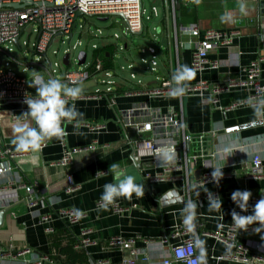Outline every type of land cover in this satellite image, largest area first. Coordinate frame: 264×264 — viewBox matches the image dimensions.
I'll use <instances>...</instances> for the list:
<instances>
[{
  "label": "crops",
  "instance_id": "obj_1",
  "mask_svg": "<svg viewBox=\"0 0 264 264\" xmlns=\"http://www.w3.org/2000/svg\"><path fill=\"white\" fill-rule=\"evenodd\" d=\"M176 2L174 21L177 25L193 24L202 31L237 30L241 34L234 39L230 48L210 54L209 59L219 62L217 70L195 72L190 68V46L184 45L177 49L174 43L172 18L169 17L168 20L162 18L161 24L157 27L158 34L166 40V48L177 51L178 71L184 68L191 70L185 73L186 78L180 80V84L190 87L199 81L213 85H225L230 80L235 81L228 92L217 97L216 108L201 107L198 98L194 96L183 99L185 131L192 136L201 134L204 136L201 144L193 141L188 146L189 156H195L196 159L187 162L186 167L172 161L166 162L161 156L141 154L135 157L128 141H133L138 136L130 128L125 135L120 128L119 120L125 122L122 114L133 108L139 109L140 117L132 119L131 124L147 122L145 114L149 111L156 112L158 118H162L177 106V99L174 97L149 99L144 95L138 97L116 95L110 98L109 102L104 98L78 101L75 107L82 115L62 125L65 139L62 140L61 137L45 139L42 142L44 146L39 152H18L13 142L16 133L13 131L14 123L11 117H18L25 112L27 105L0 104V139L13 153L23 154L11 161L13 172L11 176H6L5 180L12 178L15 185L37 184L40 201L39 207L35 210L23 204L10 205L6 209L8 212L0 226V247H10L15 252L28 248L33 250L34 255H46L57 264H62L65 263L64 255L50 249L45 228H52L55 234L60 236H65L61 232L67 229L77 243L81 233L88 232L91 245L79 250L73 247L75 252L83 251L88 259L87 264H98L100 261L119 264L131 259L130 249L138 251L134 264H159L170 249L180 242L173 236L180 221L184 219L182 210L187 201L191 200L197 204L194 223L200 233L223 234L230 225L235 224L231 215L233 211L248 215L251 213V207L264 197V178L249 177V164L253 156L260 158L264 170V126L259 124L264 121V117L256 115L255 106L242 105L229 112L223 110L246 98L250 92L244 86L247 81L246 70L258 58L264 57V0H194L191 17H181L178 13L180 1ZM181 3L188 4L187 0H181ZM104 45L105 43H102L99 46L103 48ZM108 49L111 50L110 47H105L102 51L108 52ZM80 53L84 54L82 64L77 60ZM167 53L168 50L162 60L160 72L170 79L172 72ZM104 56L106 59L109 58L107 54ZM63 58L60 64L67 71V67L71 65L75 68L82 67L87 55L81 51L73 57L68 56L67 65L62 63ZM259 68L260 85L264 86V63H261ZM147 82L151 83L152 79L148 77ZM83 83L77 85L82 89L81 94L98 91L92 84ZM24 120L30 125L33 124L28 118ZM85 122L103 123L104 127L100 132L93 133L81 126ZM230 128L237 129L230 133L225 132ZM155 135L156 132L142 137L149 139ZM66 150L80 152L71 156L68 164L61 166L60 162ZM133 158L138 162L135 163ZM206 160L214 168L224 169L229 173V177L219 180L218 185L214 182L199 186L197 183L203 171L202 163ZM113 164L125 175L134 176L135 182L144 187L143 196L137 197L133 194L122 201L118 200V203L124 204L126 208L135 206L128 209L129 212L125 214H115L110 206L105 209L100 205L103 185L117 183L110 168ZM166 166L173 168L169 173V179L156 181L145 179L146 176L153 178L160 174ZM185 172L188 173L187 181ZM68 175L72 176L76 186V191L72 194L65 193V177ZM5 180L2 179L0 183ZM206 188L209 192H216L221 198V211L208 208V201L203 200ZM234 190L251 192L248 211L241 212L231 201L230 196ZM1 207H4V203ZM69 209L82 215L78 224L69 225L55 217L46 224L39 223L42 216ZM257 227L258 224H252L244 230L238 228L237 243L240 246L248 242L264 246V233L252 232ZM114 237L134 239L135 244L131 248L104 247V243ZM66 243L67 241L63 242ZM199 245L206 264H235L216 260L219 256L232 255L235 249L233 246L201 236Z\"/></svg>",
  "mask_w": 264,
  "mask_h": 264
},
{
  "label": "built area",
  "instance_id": "obj_2",
  "mask_svg": "<svg viewBox=\"0 0 264 264\" xmlns=\"http://www.w3.org/2000/svg\"><path fill=\"white\" fill-rule=\"evenodd\" d=\"M25 0H0V56L4 55L7 61H2L0 58V104H25V99L35 94V88L29 86L32 77H20L9 69L10 63L14 62V58L1 47L6 44H14L19 48V39L25 28L29 25H34L35 40L31 45L33 57L37 61L35 63L44 70L47 78L60 80L68 86H73L72 82L79 83L93 80L98 74H102L104 79L100 85H106L105 91H97L91 94H80L76 98L66 97L70 104L82 100H95L104 98L109 102V99L116 95L125 97L147 96L149 99L155 98H170L177 99V106L171 109L162 118L156 112H147L145 114L147 122L131 124V120L139 118L138 108H133L129 112L122 114L125 122L120 123V128L127 134V129L130 128L138 137L133 141H128L132 148V154L135 157L141 154H147L152 157H159L161 153L175 152V159L172 161L175 164L186 165L195 156L190 155L189 144L193 141L202 143L204 136H192L185 131L184 128V108L182 101L185 98L196 97L199 104L203 108L217 107V97L228 92L235 84V81L230 80L225 85L207 84L203 81L195 83L193 86L184 87V92L180 95L173 94L172 88L174 85L180 84V80L174 79V75L178 74V54L177 51H172L170 48L163 47L157 39L158 28H153L155 34H152L151 41L154 47H138L130 49L128 46V37H139L143 35V16L146 11L144 9L143 0H29L30 5L23 6L19 9L3 8L6 4L21 5ZM150 2L149 17H158L156 5H159L162 10V18L166 20L172 18V30L174 34V43L177 49L188 45L191 48L190 68L195 72H203L205 70H217L219 62L209 59L211 53L221 49L230 48L235 38L241 36L237 30L224 32L217 30H199L196 25L182 26L177 25L176 20V0H148ZM110 17H119L123 22L122 36L114 35L109 40H102V37L93 35L90 31L88 20H107ZM161 18V20H162ZM83 20L80 24L79 21ZM160 20V24H161ZM86 29L89 39H97L105 43L104 47H110L108 52L102 51L101 46L92 45L90 60L84 62L81 69L73 72L63 70L60 62H55L51 66L48 63L47 67L40 64V60H47L46 53L52 46L55 39H61L69 42L74 34L81 36ZM98 34L100 32L97 30ZM27 46V43H23ZM81 46L80 41H77L70 48L66 49L64 55L73 56L78 53V48ZM171 68V78L164 77L160 70L162 68V60L166 56ZM53 55L57 56L58 52L53 51ZM108 55V59L105 58ZM71 56V57H73ZM124 61L121 65L119 61ZM264 63V57L258 58L250 64L246 70L247 81L244 86L250 90L246 98L240 102L232 104L230 107L224 108V112H229L242 105L256 106L257 102L264 100V86L260 85V68L259 65ZM107 64V66H106ZM59 70L60 74L57 75ZM26 70V69H24ZM147 76L152 79L151 83L147 81L137 80L131 83L137 75ZM116 78L115 81L112 79ZM97 84V82H95ZM120 89V91H118ZM110 106H112L110 104ZM17 116H12L11 121L15 123ZM26 117H21L24 120ZM159 122V123H157ZM264 126V121L259 122ZM81 126L86 130L98 133L104 124L99 122H85ZM237 128H230L225 132L230 133ZM156 132L155 137L145 138V134ZM179 136V137H178ZM65 139V134L61 136ZM64 145V142L62 141ZM44 146L42 143L41 148ZM79 150L64 151L63 158L60 162L61 166L69 163L70 157L79 153ZM23 156V154H15L3 145L0 139V181L5 180L6 176H11L13 167L11 161ZM132 158V157H131ZM134 159V158H133ZM135 160V159H134ZM203 171L199 177L198 185L204 186L208 183H214L211 173L214 167L211 166L208 160L202 163ZM187 167V165H186ZM219 169V168H216ZM173 168L166 166L162 172L153 178L146 176L145 179L150 181L166 180L170 178L169 173ZM223 180L229 177V173L221 168ZM188 173L185 172L187 181ZM249 177L254 179L264 178V170L262 161L259 157L253 156L249 164ZM66 194H72L76 191V186L72 176L65 177ZM38 186L35 183L15 185L12 178L6 179L0 183V210L10 207V205L23 204L27 208L37 209L40 205L38 198ZM213 195H218L212 192ZM125 197H119L113 204L109 205L115 214L128 213V209L135 208L132 205L126 208L124 204L118 203V200H123ZM203 200L208 201L207 193L203 195ZM4 203V207L1 205ZM103 205V202L100 203ZM6 207V208H5ZM52 217L63 220L69 225L78 224L82 215L72 209L63 210L56 214H48L40 218V224H46ZM238 227L232 224L223 234L200 233L197 225L193 222L189 224L185 219L181 220L174 233L175 238L180 240L179 244L172 247L159 264H206L204 255L199 245V237H209L217 242L228 246H233L234 253L229 256H219L216 260L228 261L235 264H264V246H259L256 243L248 242L240 246L237 243L236 231ZM46 235L54 234L52 228H45ZM253 233L257 231L252 230ZM259 232L264 233V229ZM135 244L134 239H123L120 237L110 238L104 243L107 249L117 247L131 248ZM91 245L88 232H82L80 240L74 246V249H81ZM130 260L122 261L119 264H134L138 251L136 249L129 250ZM0 264H57L51 257L46 255H34L33 250L25 248L21 251H13L10 247H0ZM98 264H107L100 261Z\"/></svg>",
  "mask_w": 264,
  "mask_h": 264
},
{
  "label": "clouds",
  "instance_id": "obj_3",
  "mask_svg": "<svg viewBox=\"0 0 264 264\" xmlns=\"http://www.w3.org/2000/svg\"><path fill=\"white\" fill-rule=\"evenodd\" d=\"M188 68H184L174 75V79H185V73L190 72ZM78 82H72L73 86H68L60 80L49 78L44 79L43 76H35L29 82L30 87L35 88V94L25 99L27 110L21 113L17 121L13 125L14 144L18 152H39L41 150L42 142L45 139L54 137H61L64 133L63 124L77 119L81 113L76 109L75 104H70L66 97L76 98L81 94L82 89L75 86ZM184 85L177 84L172 88L173 94L180 95L184 92ZM255 113L257 116L264 117V100L257 102L255 106ZM21 117L30 119L33 124L30 125ZM161 157L166 162L175 159V152L165 151L161 153ZM117 183H106L103 185L101 194V201L103 207L106 209L113 204L119 197H131L135 194L137 197L144 195V187L135 182L132 175H125L115 164L110 166ZM213 181L218 185L222 178L221 168L216 169L211 173ZM208 208L210 210H220L222 200L218 195H213L206 188ZM199 194V193H198ZM251 192L248 190H234L231 193L230 199L240 209L241 212H246L249 209L248 201ZM197 204L189 200L185 203L184 219L187 223L192 224L195 220V209ZM232 221L238 226L239 230H244L247 226L258 224L259 227L254 231L259 232L264 229V197L258 200L254 206L251 207V213L248 215H241L236 211L232 212Z\"/></svg>",
  "mask_w": 264,
  "mask_h": 264
},
{
  "label": "rangeland",
  "instance_id": "obj_4",
  "mask_svg": "<svg viewBox=\"0 0 264 264\" xmlns=\"http://www.w3.org/2000/svg\"><path fill=\"white\" fill-rule=\"evenodd\" d=\"M144 9L146 11L145 15L143 16V35L139 37H128V46L130 49H136L138 47H154V44L151 41L152 34H155L153 28H157L160 24V20L162 18V10L159 5H156L157 15L158 17H153L150 20L147 18L149 17L150 12V2L148 0H143ZM80 24L83 23V20L79 21ZM87 24L90 26V31L93 35H97L98 37H102V40H109L110 37L117 35L119 37L122 36L123 32V22L121 18L119 17H110L105 21H100L96 19H91L87 21ZM35 29L34 25H29L25 28L24 32L20 36L19 39V48L15 46L14 44H6L2 46L1 48L4 49L8 55L14 58V62L10 63L9 69L13 71L16 75L20 77H32V76H43L45 80H47V76L42 68H40L35 61V57H33L32 54V48L31 45L33 44L35 40V33L33 30ZM97 30L100 32L98 34ZM86 29L84 33L79 37L77 34L73 35V38L68 44L67 40H64V43H61V39H55L52 46L48 49L46 53L47 60L42 59L40 60V64L44 67L48 66V63L52 66L55 62H60L63 58L64 51L68 48H70L73 44H75L77 41H80L81 46L78 48V52L84 51L87 55V61L90 60L92 45H101L102 41H99L97 39H90L88 42V37L86 38ZM157 39L159 40L160 44L163 47H166V40L161 35H157ZM27 43V46H23V43ZM88 42V43H87ZM57 51V56L53 55L52 52ZM73 56V52L71 54ZM2 61H7V58L4 55L0 56ZM119 63L121 65H124V61L120 60ZM26 69V70H24ZM81 67L75 68L73 65L67 67L68 72H73L75 70H79ZM64 70V68H63ZM57 75L59 76L60 72L57 69ZM104 79L102 74H98L94 77L93 80H88L84 82V85H93V88L98 91H105L106 85H100L102 80ZM113 81L116 80V78L112 79ZM137 80L140 81H147V76H140L137 75L134 80L131 81V83H135ZM97 82V84L95 83Z\"/></svg>",
  "mask_w": 264,
  "mask_h": 264
},
{
  "label": "trees",
  "instance_id": "obj_5",
  "mask_svg": "<svg viewBox=\"0 0 264 264\" xmlns=\"http://www.w3.org/2000/svg\"><path fill=\"white\" fill-rule=\"evenodd\" d=\"M180 1L178 13L180 16H193V3L194 0H187L188 4H182ZM179 3V2H178ZM188 5V6H187ZM182 23V22H181ZM107 66V64H106ZM61 233H64L65 236H60L58 234H49L48 242L51 250L59 252L61 255H64V262L62 264H87V257L84 255L83 251L80 250L79 252L73 251L74 245L77 243V240L70 236L67 229L62 230ZM64 241H67L66 244H63ZM60 261V260H59Z\"/></svg>",
  "mask_w": 264,
  "mask_h": 264
},
{
  "label": "water",
  "instance_id": "obj_6",
  "mask_svg": "<svg viewBox=\"0 0 264 264\" xmlns=\"http://www.w3.org/2000/svg\"><path fill=\"white\" fill-rule=\"evenodd\" d=\"M28 5H30V1H29V0H25V1H23V2L21 3V5L6 4V5L3 6V8L19 9V8H21V7H23V6H28ZM101 21H104V19L101 20ZM13 43L16 44V43H17L16 40H14ZM77 60H78L79 64H82L83 61H84V54H83V53H80V54L78 55ZM62 63H63L64 65H67V63H68V56H67V55L64 56ZM134 162L137 163L138 160L135 159ZM138 168L141 170V168H140L139 166H138ZM7 212H8V210H6V209H4V210H0V226H1V224H2V219L4 218V215H5Z\"/></svg>",
  "mask_w": 264,
  "mask_h": 264
}]
</instances>
